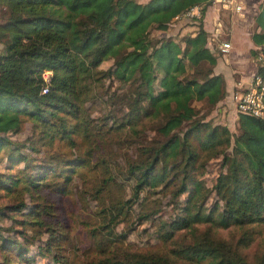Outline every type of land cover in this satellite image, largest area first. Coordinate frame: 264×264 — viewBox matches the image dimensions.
I'll return each instance as SVG.
<instances>
[{"label":"trees","instance_id":"obj_1","mask_svg":"<svg viewBox=\"0 0 264 264\" xmlns=\"http://www.w3.org/2000/svg\"><path fill=\"white\" fill-rule=\"evenodd\" d=\"M209 4L208 0H0V151L10 145L18 157L16 162L24 163L29 155L19 148L32 152L35 148L28 142L36 133L42 141L58 138L73 146V136L93 143L110 130L124 129L122 163H114L113 169L120 170L118 178L130 181L129 196L117 207H109L108 216L113 210L123 217L130 214L145 189L158 188L177 198L191 183L193 189L184 205L177 207L179 215L170 222V231L195 224L222 228L264 224V121L237 113V132L232 134L223 124L205 121L191 105L192 101H205L213 107L224 95L223 79L212 71L218 55L206 46L207 34L202 29ZM181 16L196 30L169 34L170 26ZM253 21L250 39L256 49L250 53L264 59V0L257 5ZM107 61L112 67L101 71L99 66ZM257 71L264 73V67ZM44 72H48L46 77ZM108 77L130 85L125 94L112 93L129 109L123 111L120 106L116 114L114 105L109 108L111 96H98L109 109L94 117L85 104L97 97L95 87ZM145 118L159 121L151 129L155 138L145 139L143 127L138 129L137 123ZM26 123L31 136L20 147L11 136ZM219 155L223 170L212 189L222 208L215 204L205 212L201 202L206 189L188 181L187 173L204 168ZM50 159L53 162L52 156ZM55 159L54 167L40 164L37 172L48 174L60 168L66 176L75 175L88 163L81 156ZM106 174L102 182H113L110 163ZM45 179L44 173H38L39 182ZM16 184L13 180L12 185ZM100 194L97 187L94 198ZM24 207L21 201L1 206L0 219L11 218L10 211L21 213ZM31 212L29 209L28 214ZM150 216L138 214V220H150ZM8 230L10 227H0L5 264H9L7 252L17 244L16 239L2 235ZM48 230L52 235L55 229ZM111 234L116 241L126 238V232ZM161 238L167 235L162 232ZM110 239L104 238L103 244ZM246 242L243 238L242 243ZM128 251L113 245L90 264H172L168 257L132 258ZM207 259L204 264H248L227 243L203 236L196 240L189 260L199 263Z\"/></svg>","mask_w":264,"mask_h":264},{"label":"rangeland","instance_id":"obj_2","mask_svg":"<svg viewBox=\"0 0 264 264\" xmlns=\"http://www.w3.org/2000/svg\"><path fill=\"white\" fill-rule=\"evenodd\" d=\"M150 34L153 35L152 37L157 35L153 32ZM111 67V61L99 66L101 71ZM129 88L128 83L121 84L112 77H108L103 80L102 85L95 87L93 93L97 97L88 100L85 105L89 107L94 117L104 115V111L113 105L116 114L120 106L123 107V111H126L129 108L125 109L124 104L112 93L122 95L127 93ZM104 95L111 96L108 104L112 103V105L109 108L101 102L100 98ZM191 105L197 115L203 116L205 121L215 124L225 122L232 134L237 132L234 120L229 119L227 107L224 114L219 116L217 104L210 107L205 101H192ZM139 122L137 127L138 129L143 127L145 139L155 138L151 129L159 121L145 118L141 124ZM29 126L27 123L23 125L19 133L11 136V141L22 147L21 145L26 143L25 139L31 136ZM123 130H110L93 143L73 136L75 140L73 146H69L68 142L58 138H53L49 143L42 141L40 135L36 133L32 135V142H28V145L35 148L32 152L19 148L21 153L29 155L24 163L16 162L18 157L15 156V150H11L12 146L6 145L2 148L0 151V181H2L0 207L18 204L20 201L25 205L21 213L12 210L11 218L0 219V227H10V230L3 231L2 235L17 241L16 248L7 252L9 264H57L53 256L65 264H90L113 245L129 250L132 258L153 256L164 259L168 257L172 260V264H204L209 260L199 263L189 260L196 240L203 236L227 243L229 248L238 252L248 264H264V224L225 228L195 224L188 229L170 231V222L179 213L177 207L184 205L189 196L188 191L193 189L191 183L188 184L187 191L177 198H171L167 192L163 193L158 188L145 189L140 193L139 200L131 206L130 214L123 217L122 214H117V211L113 210L108 216L106 212L109 207H117L129 196L130 181L126 182L118 178L120 170L117 172L113 169L114 163H122L121 156L126 148L125 143L121 144L120 141ZM93 145H95L94 148ZM226 153H230V148L226 149ZM50 156L53 157V162ZM75 156L88 160L86 165L79 167L75 175L67 174L66 176L60 168L48 174L37 172L36 166L40 164L54 167L55 157L63 161ZM109 163L115 178L113 182H102L107 176L106 166ZM220 164L219 155L208 160L204 168L194 173H187L188 181L194 180L201 183L206 189L205 198L201 202L205 212H208L215 204L219 210L222 208L212 189L219 171L223 170ZM38 173H44L47 179L39 182ZM80 175L81 179H79ZM13 180H17L14 186ZM97 187L101 188L98 199L94 198V190ZM29 209L32 210L30 214H28ZM142 213L151 214V219L139 222L138 214ZM20 221L24 222L19 223ZM116 221L118 224L113 227ZM48 229H55L54 233L49 235L51 231ZM20 231L21 234H18ZM112 231L126 232V238L123 240L119 238L116 241L111 238ZM162 232L167 235L166 239L161 238ZM104 238L111 239L103 244ZM243 238L248 242L242 243ZM101 245H104L103 248ZM18 251H24V253L19 255ZM2 255L4 254L0 253V264H5L6 260L1 257ZM15 255L19 256L15 257Z\"/></svg>","mask_w":264,"mask_h":264},{"label":"crops","instance_id":"obj_3","mask_svg":"<svg viewBox=\"0 0 264 264\" xmlns=\"http://www.w3.org/2000/svg\"><path fill=\"white\" fill-rule=\"evenodd\" d=\"M143 3L147 0H136ZM232 0L233 4L221 6L209 4L202 19V29L206 32V46L211 52L217 53V58L212 71L215 75H220L224 82L223 98L217 103L219 116L224 114L225 107L229 109V119L235 122L237 129V112L232 100L233 93L246 88L250 81V76L256 69V57L251 55V50H255L250 35L255 30L253 17L256 13L258 0ZM234 4L240 6L235 11ZM195 26L186 23L181 16L174 20L168 33L183 35L194 33ZM222 42L229 44L226 52L220 51ZM2 45L0 44V51ZM48 74V73H47ZM221 124L226 125L225 122ZM228 128V127H227ZM228 130H230L228 128Z\"/></svg>","mask_w":264,"mask_h":264},{"label":"built area","instance_id":"obj_4","mask_svg":"<svg viewBox=\"0 0 264 264\" xmlns=\"http://www.w3.org/2000/svg\"><path fill=\"white\" fill-rule=\"evenodd\" d=\"M211 4L228 6L233 4L232 0H208ZM235 11L240 9V6L234 4ZM193 12V10H192ZM229 49L227 42H222L220 51L226 52ZM257 67H264V59L258 54L256 57ZM253 72L250 76V81L246 88L233 93L232 100L234 103L235 111L240 114L249 115L254 118L264 121V73L257 71ZM48 72H44L46 77ZM42 93L46 92V88L41 90Z\"/></svg>","mask_w":264,"mask_h":264}]
</instances>
